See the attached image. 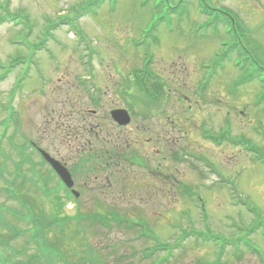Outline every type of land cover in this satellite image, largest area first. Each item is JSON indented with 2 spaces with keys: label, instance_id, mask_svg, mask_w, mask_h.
I'll use <instances>...</instances> for the list:
<instances>
[{
  "label": "rangeland",
  "instance_id": "1",
  "mask_svg": "<svg viewBox=\"0 0 264 264\" xmlns=\"http://www.w3.org/2000/svg\"><path fill=\"white\" fill-rule=\"evenodd\" d=\"M41 15L51 18L50 24L60 17L73 20L72 15H76L70 25L94 46L92 65L81 63L71 51L80 48L75 39L68 38L65 27L55 28L54 40L37 43L49 27L55 26L45 24ZM149 31L159 32L160 42L151 45ZM131 38L143 49L151 45L154 62L149 67L167 92V114L191 113L198 125H190L182 134L173 130V146L185 149L176 150L177 158L174 151L167 153L165 165L171 176L164 175L165 185L154 194L147 188L142 168L122 163L114 166L115 159L100 157L95 136L106 135L108 121L97 120L101 128L90 129L96 119L85 113L86 109H96V115H104L110 99L126 105L116 90L127 96L124 89L132 93L134 81L132 76L129 81L121 80L117 71L128 75L142 59L140 49L132 48ZM11 39H20L22 44L13 45ZM35 56L50 82L40 93L35 90L39 79L33 70H19L21 77L34 76L29 88L28 81L11 95L9 90L20 73L10 70L5 74V68L11 59L29 62ZM100 57L107 60L101 62ZM201 62L204 67L200 69ZM89 67L100 85L97 88L104 92L100 104L92 102L85 92H90L89 83L80 79L89 75ZM256 72L263 79L250 82ZM201 73L199 82L207 86L205 91L210 90V96L205 95L213 97L208 104L193 95ZM1 75L0 260L5 264L25 261L28 254L38 250L39 244L36 242L35 248L29 240V228L43 232L48 255L44 254L46 259L40 264H157L164 256L162 264H264V0H0ZM136 84L135 94L141 91ZM229 89L236 96L229 97ZM180 94L184 98L179 102ZM190 98L194 103L188 102ZM66 101L68 105H63ZM9 103L14 107L12 117L11 110L2 107ZM143 103L136 104V109L144 107ZM187 104H192L189 112ZM17 107L18 130L14 120ZM225 118L232 123V130L222 132L230 131L233 137H227L231 141L235 134L248 139L242 152L236 147H216L224 139L213 131L214 145L200 135V124L208 123L216 130ZM68 123L78 129L65 137ZM127 130H133L132 126ZM76 135L79 139H74ZM25 140H34L57 159L63 157L69 169L80 159L81 166L76 167L73 178L77 185L85 178L88 183L78 199L67 196L62 188L53 189L49 196L41 190L40 175L46 177L48 172L29 147L24 146L19 153ZM103 147L109 149L106 144ZM186 151L206 156L219 175L218 181L213 182L207 170L188 158ZM21 181L25 182L22 188L18 187ZM225 182L234 193L227 191ZM194 190L203 205L199 197L189 193ZM185 211L191 213L190 218L185 219ZM17 213L23 215L15 216ZM52 214L57 219L51 222ZM129 217L144 221L159 241L137 238L139 226L123 222ZM43 220H50L46 229H42ZM155 246H167L163 247L166 251ZM244 246L246 252L236 259L231 248ZM250 246L258 252H251ZM221 249L228 253L218 255Z\"/></svg>",
  "mask_w": 264,
  "mask_h": 264
},
{
  "label": "flooded vegetation",
  "instance_id": "2",
  "mask_svg": "<svg viewBox=\"0 0 264 264\" xmlns=\"http://www.w3.org/2000/svg\"><path fill=\"white\" fill-rule=\"evenodd\" d=\"M112 59L114 61L120 58ZM103 60L107 59L102 57L100 61L102 62ZM113 65H116V62ZM134 68L135 67H132L130 69V73L128 69V75H126V73L123 74L117 71V74L120 75L121 80L127 79L129 81V78L132 76L134 81L132 85L134 91H132V93L130 90L128 91L124 89V92L127 94V96L120 94L118 89L116 90V94L119 96L121 95L122 101L126 103L125 106L127 107L124 105L122 106L114 104L113 100L110 99L108 100L110 102L109 108L104 110V115H96V109H86L85 113L93 115L94 119H96L93 121L94 126L90 127V129H93L94 127L101 128L100 124L96 123L97 120H102L105 122L108 121L106 123L108 125V127H106V135L103 136V138H98L95 136L96 140H98L100 144V148L97 151L99 152L100 157L104 155V157L107 159H115V161H113L114 166H120L122 163L137 166V168H142L143 176L147 182V188L151 193L154 194L156 193L157 188L161 187V184L165 185V181L163 179L164 175H166L167 178L171 176L167 173L165 165L167 153L174 151V154L177 158V151H181L183 147L181 146L178 148L177 146H173L171 137L173 130L180 131L182 134L184 130H188V128H190V125L197 128L198 125L191 113H187V116H184L178 114L175 111L173 113L174 117L167 114L168 111L164 99L167 95V92H165L163 82L155 80V75L152 72L147 73L145 84L142 86L141 91L135 94L137 84L135 83L133 72H131L134 70ZM148 69L150 70V67ZM89 78L90 77L85 79ZM94 81H97L96 76H94ZM96 84L98 85L90 89V92H88L86 89L85 92H87L92 102L100 104V96H103L104 92L103 89L97 88L100 87L98 81ZM84 86L87 87V84ZM137 97L141 98V100L138 101ZM183 98L184 95L180 94V96L177 97V100L180 102L183 100ZM143 100L144 103L142 105L144 107H139L136 109V104L139 105V103H141V101L143 102ZM62 104L68 105V102L66 101V103ZM152 105L154 107L158 106L159 108L157 110L154 107L150 109L149 107ZM191 106L192 104L186 105V110L188 112L190 111ZM154 117L155 119L151 121V119ZM137 118H139V120H135ZM129 126H132L133 130H127ZM202 126H208V123L200 124L199 130ZM76 129H78V126L72 127V125L69 123L66 124L65 130L67 134L65 137H69L70 133ZM147 133L150 134V136H147ZM74 139L79 138L76 135ZM103 143L104 145H108L109 149H105L103 147ZM34 144V149L39 152L41 148L37 145V143ZM52 157L56 158L55 156ZM57 160H59L71 173L73 186L68 189V191L70 192L72 189H75L78 192V194L74 192L75 196H77L75 198L78 199L81 194V190L83 191L88 183L87 178H85L81 180L80 185H77L73 178L78 171L76 167L79 168L81 166L80 159L78 160V164H76L75 168L70 169L63 157ZM130 160H132L134 163L130 164L127 162ZM98 169H101V167ZM174 170H176V168Z\"/></svg>",
  "mask_w": 264,
  "mask_h": 264
},
{
  "label": "trees",
  "instance_id": "3",
  "mask_svg": "<svg viewBox=\"0 0 264 264\" xmlns=\"http://www.w3.org/2000/svg\"><path fill=\"white\" fill-rule=\"evenodd\" d=\"M22 185H23V183L20 182L18 187L22 188ZM17 214L23 215L20 213H17ZM26 215L32 216V213H26ZM0 222L2 223L3 221H0ZM4 226H7L6 223ZM41 226H42V229H46L45 223L42 222ZM42 235H43V232H41L38 229H37V231H33V233L29 234V240L34 242L35 248H36V242L39 244L38 250L33 252V253L28 254L26 259H24L25 261L19 260V261H17L16 264H22L25 262H26V264H32L34 261H36L37 264H40L42 262V260L46 259V256L44 254H46V255H48V254L45 252L46 243H45L44 237ZM12 254L15 255L14 252ZM2 261L4 262V259L0 260V264ZM5 263L6 262H4V264Z\"/></svg>",
  "mask_w": 264,
  "mask_h": 264
},
{
  "label": "water",
  "instance_id": "4",
  "mask_svg": "<svg viewBox=\"0 0 264 264\" xmlns=\"http://www.w3.org/2000/svg\"><path fill=\"white\" fill-rule=\"evenodd\" d=\"M56 169H57V172L59 173V175L61 176V178L64 180V181H67V179H69V175L68 173L65 171L64 168L62 167H57L56 166ZM68 185H70V183L68 182Z\"/></svg>",
  "mask_w": 264,
  "mask_h": 264
}]
</instances>
